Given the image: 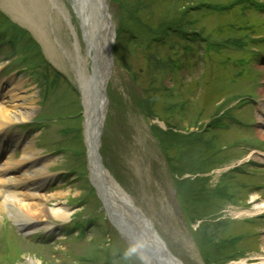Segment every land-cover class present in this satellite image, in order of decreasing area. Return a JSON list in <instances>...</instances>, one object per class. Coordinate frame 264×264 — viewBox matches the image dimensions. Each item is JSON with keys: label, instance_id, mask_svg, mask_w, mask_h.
<instances>
[{"label": "rangeland", "instance_id": "obj_1", "mask_svg": "<svg viewBox=\"0 0 264 264\" xmlns=\"http://www.w3.org/2000/svg\"><path fill=\"white\" fill-rule=\"evenodd\" d=\"M105 1L115 42L95 133L108 204L89 168L75 76L77 68L83 82L91 79V61L81 67L62 16L46 52L0 6V106L11 111L3 144L18 139L21 160L30 143L31 163L45 164L31 202L69 211L29 234L6 210L0 234L7 225L27 252L6 256L0 243V264H146L154 228L186 264L184 239L202 264H262L264 163L255 154H264V0ZM3 163L0 154L2 182Z\"/></svg>", "mask_w": 264, "mask_h": 264}, {"label": "bare ground", "instance_id": "obj_2", "mask_svg": "<svg viewBox=\"0 0 264 264\" xmlns=\"http://www.w3.org/2000/svg\"><path fill=\"white\" fill-rule=\"evenodd\" d=\"M69 8L65 0H0V6L7 11L16 22H20L30 32L43 42L46 52L51 51L49 31L51 24L61 27L63 22L60 17L66 21L69 29L72 32L73 51L76 58L81 61V67L90 62L91 79L83 82L81 72L76 68L75 76L81 83V93L84 104V125L85 135L88 137V157L89 168L91 175L95 178L96 189L108 204L106 194H103V186L101 176L109 175V170L101 163V157L97 155L96 142L98 136L95 131L101 127L105 115L104 108L106 106L104 87L105 83L111 75L109 71V56L110 48L113 43V28L112 20L108 11L105 0H67ZM71 9V11H70ZM73 12L77 19V25L81 29L79 32L74 27V21L71 18ZM55 15V16H54ZM51 17V20H50ZM86 50V55H83V47ZM76 67V66H75ZM110 74V75H109ZM84 77V76H83ZM10 114L8 107L0 106V126L3 121H10ZM24 115H20V117ZM264 122V119L262 120ZM3 130L0 127V154H3L4 163L1 164V170L4 171V181H0V218L4 216L6 210L10 212L16 224L30 231L32 234L36 230V225L39 222H45L43 227L50 230L51 223L46 222L47 216H51L56 220H67L69 211L60 202H52L51 204L43 202H31L40 198L38 190L42 188L44 183L39 181L47 177V170L45 164L41 162L31 163L34 158L35 150L30 143H26L20 150H22V159H15V148L18 146V139L3 142ZM260 135L264 138V131H260ZM3 144V145H2ZM257 161L264 163V154H255ZM30 161V162H29ZM111 185L114 181H110ZM9 185L5 187V185ZM115 185V184H114ZM117 186V184L115 185ZM25 187V191H29L31 195L26 196L20 190ZM119 187V186H117ZM20 191V192H19ZM255 198V197H254ZM259 199L254 202L260 204ZM261 207H264L261 206ZM264 212V211H263ZM242 216L241 214H238ZM151 223L150 220L147 221ZM4 225V224H3ZM151 229L153 225L148 224ZM4 232L0 234V243L3 245L4 254H19L27 252V245L19 237H15L10 233L7 225L3 227ZM153 232L154 234H151ZM146 243L148 242L149 253L144 258L146 264H186L179 259L168 248L166 242L158 230L155 228L149 232L147 231ZM154 246V247H153ZM182 246L188 252V259H191V264H202L199 259L196 248H194L189 241L183 240ZM145 255V252L143 251ZM13 257V256H12ZM30 263L38 264L33 261ZM247 264V262L237 263ZM264 264V259L262 260Z\"/></svg>", "mask_w": 264, "mask_h": 264}, {"label": "water", "instance_id": "obj_3", "mask_svg": "<svg viewBox=\"0 0 264 264\" xmlns=\"http://www.w3.org/2000/svg\"><path fill=\"white\" fill-rule=\"evenodd\" d=\"M109 60H110L109 71L112 72V71H111V68H112V62H113V60H112V50H110V59H109ZM105 84H106V83H105Z\"/></svg>", "mask_w": 264, "mask_h": 264}]
</instances>
